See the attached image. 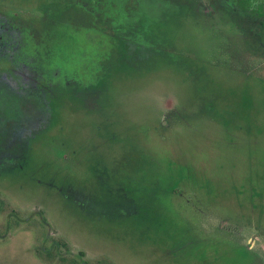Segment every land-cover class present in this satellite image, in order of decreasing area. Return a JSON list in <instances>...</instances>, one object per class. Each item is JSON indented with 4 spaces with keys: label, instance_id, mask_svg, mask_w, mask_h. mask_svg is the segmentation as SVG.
Wrapping results in <instances>:
<instances>
[{
    "label": "rangeland",
    "instance_id": "1",
    "mask_svg": "<svg viewBox=\"0 0 264 264\" xmlns=\"http://www.w3.org/2000/svg\"><path fill=\"white\" fill-rule=\"evenodd\" d=\"M68 1L69 7L64 0H0V17L8 28L2 35L6 42L0 72L14 80L32 74L37 82L60 89L79 86L75 113L67 107L70 98L62 104L60 96L48 98L57 111L52 120L41 114L48 121L44 132L24 139L35 135L32 144L22 146V168L13 172L9 167L15 160L2 161L0 264H61L34 253L36 247L48 245L50 237L66 244L65 256L82 252L80 258L93 264H264L262 88L252 87L249 101L243 91L236 99L239 80L234 79L242 78L240 73L207 69L196 60L190 66L191 82L204 75L207 90L222 95L213 99L214 105L209 101L207 112L204 101L201 105L196 95L184 94L178 68L183 66L164 61L141 66L132 75L117 71L110 80L111 95L100 98V90L88 88L86 82L100 78L99 70L111 65L115 50L107 48L104 39L114 32L107 22L111 16L117 25L118 4L133 0H113V7L99 0L93 25L79 0ZM172 1L175 6L166 8L159 0H134L129 18L133 13L141 16L146 6L153 9L148 15L150 34L164 38L171 36L166 29H173V36H180L195 20L191 9L197 2L205 12L204 28L210 30L207 43L217 44L210 49L217 47L227 57L228 44L233 43L231 66L264 79V44H247L255 37L253 28L248 29L253 15L228 13L234 18L230 24L215 11L222 0ZM254 3L264 9V0ZM76 20L81 25H75ZM236 34L247 40L239 41ZM170 41L179 45L174 37ZM168 44L167 51L180 53ZM218 101L225 109L221 114ZM135 177L136 182L153 183L154 200L149 201V193L126 190ZM176 177L175 187L164 192ZM191 177L194 184H204L205 196L212 201L205 200ZM166 209L173 223L158 225Z\"/></svg>",
    "mask_w": 264,
    "mask_h": 264
},
{
    "label": "trees",
    "instance_id": "2",
    "mask_svg": "<svg viewBox=\"0 0 264 264\" xmlns=\"http://www.w3.org/2000/svg\"><path fill=\"white\" fill-rule=\"evenodd\" d=\"M87 3L85 6L81 4V0H79L76 3H79L81 8L84 10L85 14L89 12V14L92 16L91 24L93 25V22L95 18L97 17V14L100 13V11L94 7V4L99 3V0H86ZM111 1V2H109ZM113 0H103L100 4L102 5H109L114 6ZM130 1V0H129ZM134 1V0H133ZM133 1L125 5H119L118 4V13L120 14V18L117 22V25L113 24L112 18L110 16V20H108V24L112 25V29L114 34L109 35L105 34L106 38L104 39V42L107 43V48L111 47L113 51L111 52L114 54L113 58H111V65L105 67L106 69L99 70L100 73L98 75H101L100 78L94 80H88L86 83H88L87 87L90 89L100 90V98H104L107 96V98L111 95L110 88V80L116 75V72H122L121 75L127 74V72L134 73V71H137L139 73L142 69L141 66L147 65V64H160L164 61L170 62L174 65L178 66H185L187 68L178 67L180 69V81L183 84V91L184 94L187 95H196L193 96L195 99H198L199 102L202 105V102L204 101L205 111L209 108V101L213 102V105L215 101H213L214 98L220 99L219 96L221 95V92L216 91L210 92L207 90V86L204 85V75H202L200 80H197V83L191 82V70L190 66L193 62L196 60L202 62L206 65L207 69H216L221 70L223 67L224 69H232L238 75V73L241 74L242 78L236 77L234 81L239 80V86L236 84L234 87L233 97L238 99L241 98V93L243 91V95H247L249 98L246 99V96H244L245 100L249 101L250 96L254 94V89H260L262 88V92H264V79L263 80H257V77L251 74L243 73L242 70L235 69L231 66L229 63L231 59H233V54L236 52V49L233 47V43L228 44V52H226L227 57L221 56V51H219L216 47L215 49H210L211 47L217 45H212L207 43L208 40H210L209 37V28L205 27L203 25V16L205 17V12L201 11L202 6L198 4L197 2L195 5H192L191 11L196 14L195 20L190 24V26H187V29L184 31H181L180 36H173V29H166L167 33L170 32L171 36L168 35L166 37H161L160 34L153 35L150 34L149 28H147V25L149 24L148 15L150 14L153 9L147 10L146 6L145 8L141 7L142 13L141 16H133L130 17V14H128V10H131L134 7L132 6ZM161 4H165L166 8L174 7L175 2L172 0L169 2H163L159 0ZM179 2H185L180 1ZM228 1V2H227ZM128 2V1H127ZM225 2V4L223 3ZM217 3V2H216ZM215 3V5H216ZM228 3V5H227ZM90 5H93V8ZM214 5V6H215ZM159 6V4H158ZM194 6V8H193ZM138 8V4L136 3V7ZM230 8V10H228ZM262 6H260L259 3H254V0H222V3L219 4V7L217 6L216 10H220V16L223 19H228V13H234L240 16L245 17V12H248L249 16L253 15L254 19L251 23V25L248 27L250 31H252V28L254 30L255 37L251 39H245L242 38L239 34H236V39L240 40H247V44L249 46H257L259 43L264 41V9H261ZM248 9V11H246ZM138 10V9H137ZM157 12V11H156ZM104 12H101V14ZM125 15L128 17H124ZM105 16H109V13H104ZM160 15V14H158ZM157 16L153 19V22H155ZM231 18V19H230ZM228 22H232V18L230 17ZM234 19V18H233ZM234 21V20H233ZM75 25H81L80 21H74ZM70 24V23H69ZM227 24V23H226ZM228 25V24H227ZM195 28V30L193 29ZM14 26H12L10 29H13ZM231 29V28H230ZM233 29V28H232ZM8 31V30H7ZM217 33V30L215 28L214 30ZM208 33V34H207ZM204 35V40L199 41V37ZM233 35V34H232ZM234 36V35H233ZM157 37V38H155ZM177 39L179 41V45L176 46L173 44L171 38ZM261 37V38H260ZM263 38V39H262ZM109 42V44H108ZM172 44V47L177 49L180 53H173L169 52L166 49V46H169L168 43ZM202 43V44H201ZM212 45V46H211ZM175 46V47H174ZM170 47V46H169ZM190 47H198V50L190 51ZM166 48V49H165ZM0 54H3L2 51H0ZM108 58V57H107ZM156 65V64H154ZM204 65V66H205ZM114 67V69H112ZM111 71H107V70ZM105 70V71H104ZM230 72V70L225 71ZM227 74V73H226ZM3 75L5 76V79L3 78ZM21 79L14 80L11 78L10 74L1 73L0 72V171L1 169H5L6 167L2 163V161H14L9 169L11 171H17L19 168L23 167V163L21 160L23 159L24 155L22 152V149L25 147L27 143L32 144L33 139L35 135H32L30 139L27 142H24V139L30 135V134H38L41 132H44V128L46 123L48 121L44 120V117H40L41 114H44L47 116V120H52V113L54 114V111H57V109L53 106V102H50L51 100L48 98H54L55 96H60L62 99L61 104L66 98H70V102L67 105L69 109H71L73 113H75V109H73L72 105L77 104L76 98H79L77 95L78 87L76 86H68L67 88H56L55 84H51V86L43 85L44 83L40 81H36L34 79V76L32 74H26L22 73ZM239 76V75H238ZM252 79V83H248V81ZM257 81L254 83V81ZM34 81L36 84L34 85ZM243 81L247 84L246 91L244 92V86H242ZM261 83V86H259V83ZM16 83V86H15ZM263 85V86H262ZM45 86L47 88H45ZM253 87V88H252ZM186 91V92H185ZM228 90H225L227 92ZM253 92V94H252ZM96 93V92H95ZM243 97V96H242ZM208 98V99H207ZM207 99V100H206ZM221 100V99H220ZM246 102V101H245ZM102 103V102H100ZM99 103V104H100ZM247 103V102H246ZM221 101H218L216 105H219V114L223 111L224 107L222 105ZM242 104L243 102H240L239 105L237 104L238 110H240V114L242 113ZM215 105V106H216ZM60 106V105H58ZM62 106V105H61ZM227 106V105H225ZM225 110V109H224ZM226 114V112H225ZM232 114V111L230 112ZM248 110L245 112V118L248 115ZM227 115V114H226ZM54 116V115H53ZM8 130V132H7ZM23 141V142H22ZM23 146V148H22ZM16 151V152H15ZM62 152V151H61ZM60 155V154H59ZM21 156H23L21 158ZM140 171H138L136 174L138 175ZM3 174H0V178H2ZM136 175V176H137ZM190 177V176H189ZM174 177H172L173 179ZM137 177L134 178V180L131 181V183L126 186V190H134L136 193H149V201L151 199H155V196L152 194L156 193L155 186L151 185L149 181H145L144 179H139L138 182L135 181ZM180 178L176 177L175 181L171 180L169 185L166 187L164 192L169 193L171 191L176 183H178ZM191 183L193 186H196L197 188L201 189V193L205 200H211L212 198L208 196H205V194L208 192L207 188L204 186V184L197 182L194 184V180L191 177ZM138 184H141L140 186H137ZM173 186H172V185ZM147 198V197H143ZM152 200V201H153ZM73 201V200H72ZM212 201V200H211ZM74 202H78V200L75 199ZM166 204V203H165ZM167 205V204H166ZM171 208V207H170ZM170 210H173L171 208ZM165 218L163 220H156V223L158 225H163V223L172 224L173 220L172 216L168 214V210H165ZM170 217V218H169ZM50 243L45 246H39L34 249L35 255L44 261L47 262H56L61 264H93L87 259L80 258L82 255V252H78L76 255L78 256H65L64 250H67L66 244L54 237H50ZM44 238L42 239L44 243ZM43 245V244H42Z\"/></svg>",
    "mask_w": 264,
    "mask_h": 264
},
{
    "label": "flooded vegetation",
    "instance_id": "3",
    "mask_svg": "<svg viewBox=\"0 0 264 264\" xmlns=\"http://www.w3.org/2000/svg\"><path fill=\"white\" fill-rule=\"evenodd\" d=\"M65 1V3H66V6L67 7H69V6H71L69 3H70V1H68V0H64ZM81 4H82V2H81ZM83 6H85V5H83ZM65 8V7H64ZM1 16V15H0ZM3 17V16H2ZM2 17H0V51H2V53H4L5 54V52L3 51V47H4V44H5V42H6V38L5 37H3L2 35L8 30V28L7 27H3V23H4V20H3V18ZM78 18V17H77ZM79 19V18H78ZM2 27H3V29H2ZM7 28V29H6ZM17 49L18 48H16V51H17Z\"/></svg>",
    "mask_w": 264,
    "mask_h": 264
}]
</instances>
